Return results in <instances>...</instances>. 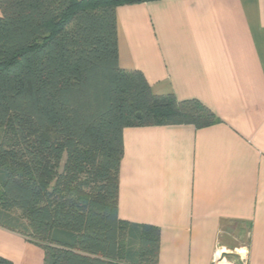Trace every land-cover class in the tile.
I'll list each match as a JSON object with an SVG mask.
<instances>
[{
  "label": "trees",
  "instance_id": "trees-1",
  "mask_svg": "<svg viewBox=\"0 0 264 264\" xmlns=\"http://www.w3.org/2000/svg\"><path fill=\"white\" fill-rule=\"evenodd\" d=\"M143 1L0 0V226L44 264H158L159 229L118 217L123 130L217 120L120 67L116 9Z\"/></svg>",
  "mask_w": 264,
  "mask_h": 264
},
{
  "label": "crops",
  "instance_id": "crops-1",
  "mask_svg": "<svg viewBox=\"0 0 264 264\" xmlns=\"http://www.w3.org/2000/svg\"><path fill=\"white\" fill-rule=\"evenodd\" d=\"M116 20L121 68L217 117L123 130L119 219L159 229L158 264H211L216 247L264 264V0H148ZM0 257L44 264L45 250L0 226Z\"/></svg>",
  "mask_w": 264,
  "mask_h": 264
},
{
  "label": "built area",
  "instance_id": "built-area-1",
  "mask_svg": "<svg viewBox=\"0 0 264 264\" xmlns=\"http://www.w3.org/2000/svg\"><path fill=\"white\" fill-rule=\"evenodd\" d=\"M234 253L241 261H245L246 257L243 250H236ZM230 254L233 253L228 252L223 248L216 247L213 252L211 264H237L235 259H232L228 256ZM243 264H245V262Z\"/></svg>",
  "mask_w": 264,
  "mask_h": 264
}]
</instances>
